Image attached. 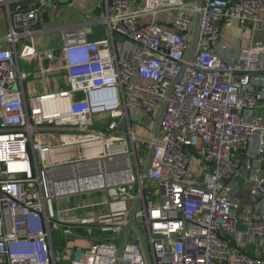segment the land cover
Returning a JSON list of instances; mask_svg holds the SVG:
<instances>
[{
  "label": "built area",
  "instance_id": "2783aa9c",
  "mask_svg": "<svg viewBox=\"0 0 264 264\" xmlns=\"http://www.w3.org/2000/svg\"><path fill=\"white\" fill-rule=\"evenodd\" d=\"M69 1L0 0V264H59L52 228L73 240L76 225L93 240L67 264H148L124 231L131 210L150 264H264V41L233 54L221 38L225 21H256L264 0H101L100 18L57 28L66 85L26 95L20 59L53 29L39 25L41 6ZM163 103L156 138L133 130ZM136 141L154 149L146 173ZM92 192L105 197L87 202Z\"/></svg>",
  "mask_w": 264,
  "mask_h": 264
},
{
  "label": "crops",
  "instance_id": "0c3cea01",
  "mask_svg": "<svg viewBox=\"0 0 264 264\" xmlns=\"http://www.w3.org/2000/svg\"><path fill=\"white\" fill-rule=\"evenodd\" d=\"M100 2H98V5L96 7V10L100 7ZM53 3H48L46 5L41 6L42 12H41V21L40 26L43 29H51L49 27H46L45 25H42L43 23L49 21L50 14L53 13L56 7ZM257 20L254 22H251L245 26H242L239 24V22L235 19H231L228 21H225L223 24V28L221 31V38L222 42L230 48L231 53L234 54L235 48H238L239 46L248 48L251 47L256 42H263L264 41V10H260L257 12ZM53 29L50 30V32L43 33L41 36L37 37L35 43H36V54L33 58H29L24 62H27L28 65V72H29V78L27 81H25L24 87H25V93L26 95H35L37 93L45 92V91H52L53 89L65 86L66 85V79H64V69L62 67V61L58 57L57 54H55L56 50L60 49L61 46V33L57 29V27H52ZM55 32H59L58 38L60 39L59 43H55L54 41V35H52ZM4 46H7L6 44L2 43ZM53 54L54 58L47 59L45 54L46 53ZM257 113L264 117V102L258 107ZM43 138L47 140V142L54 138L53 135L45 136L43 135ZM264 167V163L262 164ZM89 196V195H88ZM237 198L244 203L243 199L247 201L244 205L250 206L252 205L251 198L249 196V192L247 189L242 188L237 195ZM86 199V198H84ZM90 199H86L87 202H89ZM59 208H62L58 205ZM82 212L80 209H74L70 212V215L72 217L76 216ZM86 213H91L90 210H86ZM86 232V227L76 225L75 227V236L77 238H73L74 241L81 243V236L82 232ZM95 235H98V231H93ZM101 235V234H99ZM89 243L88 246L92 243ZM87 246V247H88ZM71 257V256H70ZM70 260V258H69ZM68 260V261H69ZM59 264H67L69 262L64 261L63 259L57 260Z\"/></svg>",
  "mask_w": 264,
  "mask_h": 264
},
{
  "label": "rangeland",
  "instance_id": "374dc122",
  "mask_svg": "<svg viewBox=\"0 0 264 264\" xmlns=\"http://www.w3.org/2000/svg\"><path fill=\"white\" fill-rule=\"evenodd\" d=\"M190 1V0H186ZM98 2L100 0H71L67 4H54L56 7L52 14H50V18L48 23L45 22L42 25L46 24V27H59L63 25H68L70 22H79L84 19L90 18V19H98L101 17V10L100 7L96 10V7L98 5ZM159 17H157L158 21ZM94 31L96 33H101L102 36H104L103 30L105 28L104 25H94ZM7 23L5 19V13L0 11V38L2 37L3 33L6 31ZM59 32H55L52 35H54V41L55 43H59L60 39L58 38ZM116 39L119 41V37L116 36ZM21 67L24 70H28V63L24 62L22 59H20ZM154 122H151L148 126H146V129L143 130L142 125H133V130L138 133H150V129H153ZM95 128H100L99 123L96 119H94L90 125L87 128V131H90ZM124 136H128V132L126 127H124ZM55 134H57L55 132ZM113 134L120 135L119 133L113 131ZM136 150L139 156L142 157L143 160L146 159L148 150L146 147H144L140 141H136ZM145 197L146 200H152L155 202L158 198V187L155 186L154 183H151L150 185L146 182L143 185ZM98 197H105V194L103 192H92L89 196L86 195V199H90L91 201L94 198L99 199ZM246 198L243 199L244 203H247L245 201ZM78 201V196H72L70 197V205L73 206L75 202ZM53 207L58 209V205L55 200H53ZM73 211V210H72ZM53 232V243L55 246V255L57 259H63L64 261L69 262V258L71 259L74 257L78 252H80L82 249L86 248L89 243L91 242V238L87 235V233L84 231L82 232L81 236V243H78L74 240H68L63 237L62 235V228L59 226L57 228H52ZM102 236L110 238L112 234L103 232ZM102 238V237H101ZM103 239V238H102ZM114 241V240H113ZM117 242V241H116ZM71 256V257H70Z\"/></svg>",
  "mask_w": 264,
  "mask_h": 264
},
{
  "label": "water",
  "instance_id": "95a60500",
  "mask_svg": "<svg viewBox=\"0 0 264 264\" xmlns=\"http://www.w3.org/2000/svg\"><path fill=\"white\" fill-rule=\"evenodd\" d=\"M195 3L197 5H199V0H195ZM194 26H193V35H192V43H191V47H190V50H189V53H188V58L190 59L193 52H194V48H195V44H196V35H197V26H198V21H197V13L196 15L194 16ZM55 54H59V50H56ZM163 107H164V103L162 104V107L161 109L159 110V115L154 123V126H153V137L156 138L159 134V131H158V126H159V122H160V119H161V116H162V112H163ZM148 153H147V158H146V162L143 166V172L146 173L147 171V167L149 165V161L152 157V154H153V146L151 145L148 149ZM202 179V177H201ZM133 227L135 229V231L137 232L138 236H139V241H141V245H142V250H143V253H144V256L145 258L147 259V263L150 264V259L148 257V254H147V250H146V245H145V241L143 240V237L141 235V232L139 231L136 223L133 222V218H132V210H131V213L129 215V221H128V224L126 226H124V231L127 232L129 230V227Z\"/></svg>",
  "mask_w": 264,
  "mask_h": 264
},
{
  "label": "bare ground",
  "instance_id": "6f19581e",
  "mask_svg": "<svg viewBox=\"0 0 264 264\" xmlns=\"http://www.w3.org/2000/svg\"><path fill=\"white\" fill-rule=\"evenodd\" d=\"M59 105H61V106H64L65 105V103L64 102H62V103H60ZM104 147V143L102 144H100V148L102 149Z\"/></svg>",
  "mask_w": 264,
  "mask_h": 264
}]
</instances>
